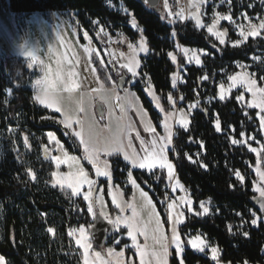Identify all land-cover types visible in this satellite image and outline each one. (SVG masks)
<instances>
[{
	"label": "trees",
	"instance_id": "1",
	"mask_svg": "<svg viewBox=\"0 0 264 264\" xmlns=\"http://www.w3.org/2000/svg\"><path fill=\"white\" fill-rule=\"evenodd\" d=\"M7 1L9 11L15 15L74 13L78 23L79 42L83 43L82 33L87 32L106 64L105 67L101 66L93 55L92 65L96 68L97 77L105 81V76L110 72L116 83L119 76L113 73L112 65L115 62L104 54L109 48L106 38L98 35V26L111 33L121 32L133 42L138 40L139 33L129 26V16L118 10L119 7L125 9L141 28L151 50L142 60L141 77H149L166 110V97L173 93L171 76L176 71V66L167 53L175 52L176 42L182 47L208 53L201 58V67L187 66L184 63L183 83L178 86V93L184 97L185 106L196 100H199V106L190 116L187 131L182 128L174 129L176 135L173 137L174 147L169 152V160L174 165L176 178L190 193L194 211L200 212V203L208 202L211 215L197 218L185 214V221L180 226L181 236L186 240L189 235H202L219 249L220 263L264 264V225L259 224L257 229L249 227L252 213L256 212L249 204V200L256 196L252 192L251 182L254 179L251 168L255 165L256 158L246 146L231 143V139H241V131L245 132V136H256L262 142L258 121L245 116V112H248L249 116L255 117L256 112L242 109L236 101L235 93L229 99L217 100L218 82L235 73L237 63L249 65L250 71L260 83V77H264V62L253 63L252 58L264 56V36L248 39L241 47L232 48L229 43L234 42L236 36L232 26L225 24L227 43L221 45L205 30H198L192 21L181 23L173 20L172 24H168L169 16L166 12L157 15L134 0ZM212 1L222 2L218 11H230L234 20L242 13L249 17L264 16V0H231V4L227 0ZM105 2H110L112 8L108 9ZM168 5L175 8V0H168ZM205 11L210 15L212 7H206ZM205 21H208L207 18ZM179 61L183 62V59L179 57ZM205 75L209 79L203 81L201 77ZM29 81L24 62L15 56L5 42L0 41V133L8 126L19 127L36 139L33 143L36 147H33L34 152L30 156H0V257L4 258L5 264H81L82 254L74 246L69 231L80 226L89 228L91 217L81 197L74 198L69 192L52 186L53 167L43 158L41 148L47 146L48 132L54 133L70 154L80 157V146L64 135L65 129L58 122H53V119H58L56 114L35 104L32 92L27 87ZM132 88L160 133V116L147 98L142 82L137 81ZM9 89L13 91L8 98L6 90ZM210 98L213 102L208 104L206 100ZM215 118L220 121V132L213 126ZM28 165L36 175V182L28 179ZM110 165L113 183L124 189L125 195L129 196L130 190L125 185L129 168L115 157L110 159ZM84 167L92 173L87 164ZM236 171L244 176L243 183L235 178ZM156 175L160 176L159 180L146 171H133L137 183L148 192L165 223V207L161 201L165 199L167 177L160 170H157ZM97 187L104 188L109 210L112 214L116 213L107 198L106 182L99 181ZM240 226L244 230L239 231ZM49 228L52 229L51 232L48 231ZM245 232L248 233L247 236H244ZM125 234L126 231L122 229L108 243ZM119 241L115 247L117 251L128 245L126 239ZM128 253L131 252L128 250L126 254ZM207 256V252L204 255L195 254L186 245L183 262L213 264ZM169 264H179L173 251Z\"/></svg>",
	"mask_w": 264,
	"mask_h": 264
},
{
	"label": "snow or ice",
	"instance_id": "2",
	"mask_svg": "<svg viewBox=\"0 0 264 264\" xmlns=\"http://www.w3.org/2000/svg\"><path fill=\"white\" fill-rule=\"evenodd\" d=\"M206 3L207 0H191L190 8L194 9V11L190 12L189 18L194 20L196 28H206L207 33L215 37L221 45L225 44V37L228 34L227 29L223 31L219 30L221 21H228L229 24L234 25L235 28L239 30L238 35L243 41H247L250 36L259 35L260 32L264 31V18L259 19L258 24L252 23L251 17H248L246 13L243 14V16L244 19L249 21L247 30H245L244 25L236 23L230 12L229 14L214 12L211 17V23L206 24L202 19L204 16L202 8ZM227 3L231 4V0H227ZM176 15L181 20L185 19L183 9ZM132 27L138 28L135 20L132 21ZM100 32H104V29L101 28ZM99 34L100 33H98V35ZM172 35H175V33H172ZM84 38L89 39L87 32L84 33ZM61 43H63V41H61ZM89 43H91L90 39ZM239 43H241L240 40L236 41L234 46ZM212 46L216 47L215 44ZM21 47L29 48L27 44H22ZM127 47L129 49L128 54L120 52L119 58L114 57L115 63H113V61H109V63H113V67L120 74L124 84H132L134 86L135 83H137V78L141 76L139 71L141 60L137 57L140 52L149 54L151 50L143 37L140 38L138 45L128 43ZM175 47L183 54L184 61H179L177 55L173 52L167 53L171 62L176 65L177 69L172 74L173 87L176 86L177 80L183 79L181 71L184 70V62L188 64L195 62L197 65H200L202 63L200 56L208 54L202 50L198 52L197 50L182 47L180 44H176ZM39 51L42 50L30 48L25 53L26 58L31 59L33 62H38L41 70L44 72L43 79L37 82V90L34 99L44 107L54 109L55 112L62 114L63 118L60 119L58 123L63 125L65 129L64 135L67 136L69 140H73L74 143L75 140L79 141V145L83 148L82 158L92 166L96 177H104L107 179L109 182L110 195L112 194V175L106 157L112 156L114 153L118 152H123V159L131 165V168L146 170L148 173L155 175L158 180L160 176L156 175L157 170H166L171 191L176 192L179 190L183 192L184 195L178 197L166 195L165 199L161 201L162 204L166 205L165 211L167 213V222L170 224L171 233L169 238L164 232V223L160 220V214L156 212V206L153 204L151 197L148 192L140 188L136 178L133 176V172L129 170L127 172V182L131 184L134 189L140 190V195L145 201L144 206L150 208L149 222L154 218L155 227L150 229L149 225L142 221L140 213L137 211L134 203L129 202L125 206H122L115 195H112V203L115 205L116 209H119L120 214L113 218L105 210L107 206L103 203L102 198H97L95 201L91 199L93 191L96 190L95 186L97 185V180L90 178L89 172L86 171L85 167L81 164V158L76 155H70L65 149L64 144L57 139L56 135L52 132H48L47 137L49 142H54L56 149L60 152V155H52L50 157L51 160L55 162L57 169V171L51 172L52 186L56 187L59 185L62 189L66 187L71 189L73 195H78L81 194L82 188L86 185L87 190L83 192V199L89 201L87 212L92 215L93 219H96L97 213L94 208L98 204L100 206L99 215L103 217L116 232L119 233L122 228L127 229L126 235L130 238L131 247L134 249L133 257H138L139 264H168V258L171 254L170 247L172 246L175 247L177 256L185 251L186 245L191 246L193 250L199 253H205L208 244L200 234L189 235V238L183 240L180 232V225L184 223L185 209L187 212L193 213V201L188 194V189L176 178L174 165L169 160V152L172 151L174 147L173 137L176 135L172 124L176 116V111H166L161 104V97L156 95L151 83L148 82L145 91L155 102V108L158 109L160 113L164 114L159 125L163 128L164 134L161 135L157 131V127L154 126L150 120H147V112L137 110V115L140 117V123L143 126V132L149 137L146 139L141 135L140 131L126 120V112L135 108V94L129 93L127 88H124L123 91L125 95L121 97L119 92L116 91L115 85H113L112 90L109 92L105 90L103 83H101L98 88L91 89L88 92L80 91L81 83L78 79L79 72L77 71V65L79 64L78 58H69L67 54L61 55L55 58V66L53 67L39 60L37 56ZM85 51L89 52L90 49L86 47ZM52 53L53 48L49 45V59L53 58ZM96 55L99 56V53H96ZM109 55L114 54L109 53ZM73 57H75V53H73ZM121 60H123V62H121ZM100 64L103 66L104 61L101 60ZM27 67L29 69L33 68V63H28ZM91 71L95 73L96 68L93 67ZM107 79L111 80L112 77L109 75ZM201 79L208 80L209 77L205 75L201 77ZM260 80L264 81V77H260ZM97 81H99V77H97ZM227 81V84L223 81L218 84L219 99L225 100L233 89L242 90L236 96V99L244 108L258 109L255 117L249 116L248 112H245V116L250 120H258L259 134H264V83H258L255 74L247 71L228 75ZM9 91L13 90L9 89ZM246 93L251 95V99L247 102H245ZM97 96L104 104L109 105V122L102 127L99 121L95 119V114L92 113L90 115L88 111L94 107L93 101ZM112 97H114L116 101L115 105L111 102ZM179 99L183 100L184 97L180 96ZM167 101L173 106L176 104V100L172 94L167 96ZM86 104L87 108L85 106ZM73 105H75V107H73ZM198 106L199 100H196L195 103L189 104L188 108L191 110ZM114 107L120 109L121 115L119 117H114ZM178 111L180 116L177 123L183 130L187 131L189 123L187 114H185L183 110ZM79 113H84L85 116L82 118ZM100 119H104L103 113H101ZM215 130L217 132L221 131L219 119L216 120ZM233 131H235V129H233ZM133 132H135V140L139 142V151H137L132 142ZM239 135L243 138L245 137V132L241 131ZM125 140H127V147L132 149L131 154L125 150ZM251 141H255L259 147H252ZM24 142L27 145V137L24 138ZM231 143L233 145L245 144L248 146V150L251 153L256 154L255 172L259 180L255 182L253 190L259 193L260 208L258 211L264 212V142L257 140L256 136L249 135L246 139L242 140L231 139ZM45 152H50V149L46 147ZM102 157L105 158L102 159ZM189 159L191 160V157H189ZM193 163H197V161H193ZM61 165H66L69 170L66 172L60 171ZM29 175H32V173L29 172ZM235 175L237 179L243 183L244 176H242L239 171H236ZM34 178L33 176V179ZM99 190L102 191L103 189L101 188ZM125 207L132 209L131 216L123 215ZM199 207L202 209V213L195 212L194 215L207 214L209 212V208L205 203L201 202ZM252 217L251 223L252 225H256L258 219L256 212L252 213ZM88 227L91 228L94 227V225H89ZM48 231L51 232L52 229L49 228ZM75 232V229L69 231V236L75 235ZM138 235L144 237L143 244L138 242ZM244 235L247 236L248 233L245 232ZM149 239H151V243H149ZM75 243L83 250V264H90V256L93 258L91 264H109V261L101 257L100 252L97 251L93 253L91 251L93 244L85 227H79V236L76 238ZM115 243L119 244L120 241L116 240ZM125 247H127V245ZM210 251L211 259L216 261V264H219V249L217 247H211ZM108 254L109 256L115 255L118 258H123L125 255L123 250L116 253L112 248L108 249ZM0 264H5L3 257H0ZM127 264H135V260L130 259ZM180 264H183V261H181Z\"/></svg>",
	"mask_w": 264,
	"mask_h": 264
},
{
	"label": "rangeland",
	"instance_id": "3",
	"mask_svg": "<svg viewBox=\"0 0 264 264\" xmlns=\"http://www.w3.org/2000/svg\"><path fill=\"white\" fill-rule=\"evenodd\" d=\"M190 2H191V0H175L176 7L173 8V7L168 5V0H167V3H166V0H163L164 12H166L167 15L169 16V20H168L167 23L168 24H172V21L175 20V21H179L181 23H185L186 21H192L195 24L194 20H191L189 18L190 12L194 11V9L190 8ZM221 5H223L222 2L214 3L212 0H207V3L202 8V12L204 13V16L202 17V19H203V21L206 24L207 23H211V17L213 15V13L214 12H219L218 9H219V7ZM208 6L212 7V13L210 15H207L206 11H205L206 7H208ZM182 9L184 10V16H185V19H183V20L179 19L177 17V15H176L177 13L181 12ZM118 10L120 12H122L123 14H126V15L129 16V26L133 30H136L139 33V38H138V40L133 42L129 38H127L123 33L118 32V31H114L113 33H111V31L104 30V32H100V29L102 27L98 26V33H100L99 34L100 36H104L106 38V45L109 48V51L107 52L105 50L104 54L106 55V57L108 59L110 58L114 62H115L114 57L115 58H119V53L120 52H124L125 54L129 53V49L127 47L128 43H133L135 45H138L139 41H140V38L141 37L144 38V36L142 34V30H141V28L139 26H138V28H133L132 27V21L134 19L131 16V14L129 12L125 11V9H123L122 7H119ZM229 12L230 11H227V12L222 13V14H229ZM54 13H50V14H46V15L42 14L45 18L46 17L48 18V16H50L49 20L51 21L52 24H51V26L49 28L41 29V27H39L38 25H35V23H39L40 22L38 19H40L42 21L43 17H42L41 14L37 15V13H36V15H34V14L33 15H31V14L30 15H15V14H13V13H11L9 11L8 1L7 0H0V41L5 42L10 47V49L13 51L15 56H17L18 58H20L24 62V65H25L26 71L29 74V80H30L29 83L27 84V87L32 92L33 101L35 102V104L37 106H39L41 108H44V109L48 110L51 113L56 114L58 116V119L57 120L53 119V122L57 123L60 119L63 118L62 114L55 112L54 109H49V108L44 107L43 105L39 104L34 99V97L36 95V90H37V82L41 81L43 79L44 72L41 70V67H40L38 62H33L31 59L26 58L25 53L30 48L41 49L42 51H39L37 53V56H38L39 60H42L44 62V64H50L53 67L55 66V58L59 57L61 55L67 54L69 58H73V59L78 58L79 59V64L77 65V71L79 72L78 79H79V81L81 83L80 91L88 92L91 89L98 88L99 85L101 83H103L104 84V88H105L106 91L110 92L112 90V88H113V85H115L116 91L119 92V95L121 97H123L125 95V93H124V91L120 92L118 90L117 83L114 80V78L112 77V74H110V72H108V74L105 76V81H101L100 79H99V81H97V73L96 72L93 73L91 71V69L93 68L92 57L94 55L97 58V60H99V62H100L101 60H103L102 59V55H100V54H99V56L96 55V53H99V52H98L97 48L94 46V44L92 43L90 38L89 39H90L91 43H89V39H85L84 38V33L85 32L82 33V38L84 40L83 43L79 42L78 23H77L75 14L72 13V12H65V13L54 12ZM57 14H59V15H57ZM243 14L244 13H242L241 16L235 21H236L237 24L244 25L245 30H247L249 21L244 19ZM205 18H207L208 21H205ZM261 18H264V16H262V17H257V16L251 17V22L258 24L259 23V19H261ZM225 24H229V22L228 21H221L220 22V26H219V30L223 31L224 29H226ZM229 25H231V24H229ZM231 26H232L233 31L235 33L236 40L234 42H232V43H229V45L232 48L241 47L244 43H246V41H243L242 38L238 35V31L239 30L236 29L234 25H231ZM197 29L198 30H202V29H199V28H197ZM203 30H205L206 33H207L206 28H204ZM207 34L211 38H213L216 42L219 43V41L216 40L215 37L211 36L209 33H207ZM261 35L264 36V31L260 32L259 35L250 36L248 39H256V38H259ZM227 37H228V34L225 37V44L227 43ZM238 40H240L241 43H239L238 45L234 46L235 42L238 41ZM61 41H63V43H61ZM22 44H27L29 46V48H22L21 47ZM176 44H178V43L176 42L175 46H176ZM49 45H51L52 48H53V53H52L53 58L52 59H49V54H48V46ZM86 47L90 49L89 52L85 51ZM193 50H197L198 52L201 51V50H198V49H193ZM203 52H205V51H203ZM73 53H75V57H73ZM109 53H113L114 55H109ZM174 54L177 55L178 60H179V57H181L183 59V61H184L183 54L181 52H179V50L176 47H175ZM147 55L148 54H145L143 52L139 53L137 58L141 60V67H142V60L145 59L147 57ZM203 56H205V55H201L200 59ZM252 60H253V63L264 62V56L254 57V58H252ZM121 62H123V60H121ZM28 63H33V68L29 69L27 67ZM184 63L187 66H191V65L192 66H196V67H201L202 66V63L200 65H197L195 62H193L191 64H188L186 62H184ZM105 65L106 64H104L103 67H105ZM240 66H244V67H240ZM117 67H118V65H117ZM141 67H140L139 71H141ZM235 67H236V72L235 73L241 72V71H247L249 73H252L250 71V69H249L250 66L247 65V64L237 63V64H235ZM235 73H233V74H235ZM115 74L117 76H120V74L117 72V70H116V73H114V75ZM183 74H184V70L181 71L182 78H183ZM109 75L112 77L111 80L107 79V77ZM137 81L142 82L143 87H144V92H145L147 98L149 99V101L152 103L155 111L159 114L160 120H161L163 118L164 114L160 113L159 110L155 108V102L152 100V97H150L148 95V93L145 91L147 83L150 82L149 77L147 75H144L142 77L140 76V77L137 78ZM203 81H206V80H203ZM221 81L225 82V84L228 83L227 78L225 80H221ZM221 81H219L218 84ZM171 83H172V76H171ZM182 83H183V79L182 80H177L175 87H173V85H172L173 93H170V94H172L174 99L176 100L175 106L170 104L167 101V97H166V101H167V104H168V109L166 111H176V116H175V118L172 121L173 130L176 129V128H181L180 125L177 123V121L179 120V116H180V113H179L178 110H183L185 112V114H187V119L189 121L190 115L197 109V107H196V108H194L192 110H188V108L183 104L184 103L183 100L179 99V97L181 95L178 93V86H180ZM260 83H264V81L260 80ZM107 84H109V85L107 86ZM218 84H217V100H220L219 97H218V92H219ZM132 87H133L132 84H127L126 87H125V88H127L129 93L135 94V98H136L135 108L130 109V110H128L126 112V120L128 122H130L131 125L134 128H136L138 131H140L141 135L147 139L149 137H148V135L146 133L143 132V126L140 123V117L137 115V110H142L143 112H146V110L143 108L139 98L137 97V95H136V93H135V91L133 90ZM240 91H242V90L233 89V91L228 95V97L226 99H229L233 93H235L236 96H237ZM6 95L9 98L10 95H11V91L6 90ZM250 99H251V95L249 93H246L245 94V102H247ZM220 101H223V100H220ZM236 101H237V99H236ZM111 102H112L113 105H115L116 101H115L114 97L111 98ZM206 102L208 104H211V102H213V101L211 99H207ZM93 103H94V107L91 108L90 110H88L89 114L91 115L92 113H94L95 114V119L99 121V124L102 127L103 125H105V124H107L109 122V117H108L109 105L104 104L103 101H101L98 98V96L94 99ZM98 103L102 104L103 108H104V119L103 120H101L96 114V105ZM238 104L244 110H254L255 112L258 111V109H247V108H244V107H242L240 102H238ZM85 106L87 108V104ZM73 107H75V105H73ZM79 115L82 118L85 116L84 113H79ZM120 115H121L120 109L118 107H114V117H119ZM147 120H150L152 122V120L150 119L148 113H147ZM189 123H188V126H189ZM215 123H216V118H215V122L213 124L214 128H215ZM152 124L154 125L153 122H152ZM59 125L62 128H64L63 125H61V124H59ZM159 125H160V121H159ZM258 125H259V122H258ZM258 131H259V128H258ZM160 134L161 135L164 134V130H163L162 127H160ZM259 135L262 138V142H264V134H259ZM25 137L28 138L27 145L24 142V138ZM132 137H133V141H132L133 145L137 149V151H139V142L135 140V132L132 133ZM246 138H247V136H245L243 138L241 137V140L242 139H246ZM35 141H36V139L32 138L31 136H28V134H26L24 131H22L19 127H9L8 126L6 129L2 130L1 133H0V156L4 157V156H6L8 154H12V155H15V156L20 157V158L21 157L30 156V154L32 152H34L33 151L34 150L33 147H36V145L33 144ZM46 141H47V146L41 147V148H43V150L46 147L48 149H50V152H48L49 153L48 161L52 165L53 171H57L56 166H55V162L52 161L50 157L52 155H60V152L56 149V146H55L54 142H49L47 134H46ZM75 141L79 145V141L78 140H75ZM250 143L254 144V145H251L252 147H259V145L255 141H251ZM241 145L246 146L247 149H248L247 145H245V144H241ZM236 146H240V145H236ZM124 147H125V150L128 151L129 154H131L132 149L127 147V140L124 141ZM80 150H81V155H80L81 164L83 166H84V164H87L92 169L91 170L92 173L91 174L89 173L90 174V178L96 179L97 183L99 181H101V180L106 182V184H107V198L110 201L111 206L116 209L115 205L112 203V195L116 196L117 200L122 204V206H125L129 202L134 203L136 208H137V211L140 213L142 221L144 223H147L149 225L150 229L155 227L154 218H153V220L151 222H149V220H150V218H149L150 208L144 206L145 205V201L143 200V198L140 195V190L139 189H134L132 187V185L127 182V173H126L125 185L130 190L129 196L125 195L124 189L120 188L119 186H117V185H115L113 183V178L111 180V191H112V194L110 195L109 194V182L104 177H96L95 176V171L92 168V166L90 164H88V162L86 160H84L82 158L83 157V148L81 146H80ZM40 151L42 152V149H40ZM70 155H73V154H70ZM254 156L256 158V154H254ZM113 157L119 158L129 168L128 171L131 170L133 172L135 170H140V169L131 168V165L128 164V162H126L123 159V152H118V153H114L112 156L106 157L108 159V162H109L110 171H111L110 159L113 158ZM103 158H105V157H102V159ZM255 167H256V162H255V165L251 168V171H252V173L254 175V179L251 180V182H252V192L256 196H259V193L255 192L253 190L255 182H257L259 180V177L256 175V172H255ZM59 170L66 172L69 169L67 168L66 165H61ZM142 171H146V170H142ZM162 171H164L166 173V177H167V171L166 170H162ZM29 172H31L32 175H29ZM148 174H150V173H148ZM111 175H112V172H111ZM27 176H28V179L31 182H36V175L32 172V170L29 167V165L27 167ZM33 176L35 177L34 179H33ZM235 178L237 179L236 175H235ZM56 187L59 188L60 190H65V191L69 192L74 198L81 197L82 199H83V192L87 190V186L85 185L82 188V190H81V194L73 195L72 192H71V189H68L66 187L62 189L59 185H57ZM95 187H97V185ZM101 188L103 189L102 191L99 190ZM96 189H97V193H96L95 196L92 193L91 199L95 201L97 198H102L103 203L107 206L105 210L113 218L116 215L120 214L119 213V209H116V213H114V214H112L110 212L108 204H107V201H106V197H105V194H104V188L103 187H97ZM165 190H166V195L171 196V197H178V196L184 195V193L180 192L179 190H177L176 192H172L171 188L169 186L168 179H167V183H166V186H165ZM188 194L190 195L189 192H188ZM83 201L85 202L86 209H87V205H88L89 201H85L84 199H83ZM203 203H205V205L209 208V212L207 214L194 215V213L196 212V211H194V209H193V213H189L185 209V214H189V215L195 216L197 218H206V217L210 216L211 215V211H210V206H209L208 202H203ZM153 204H154V202H153ZM163 205L166 208V205L165 204H163ZM192 207H193V205H192ZM95 208L97 209L98 212H100V206L98 204L95 206ZM199 209H200V207H199ZM155 210H156V212H158L157 209H155ZM200 212L202 213V209H200ZM165 213H166V211H165ZM131 214H132V209L125 207V212L123 213V215L124 216H131ZM89 215L91 217V224H92V218L93 217H92L91 214H89ZM257 218L258 219H257V224L256 225H252L251 222L249 223V227L251 229H257L259 224H263L264 225V219H259V218H262L259 214H257ZM252 219H253V217H252ZM160 220L162 221L161 217H160ZM184 221H185V216H184ZM85 229H86V232L88 233V231H87L88 228H85ZM122 229L127 232V229H125V228H122ZM75 230H76L75 235L70 236V238L73 240L74 246L77 249L80 250V252L82 254V262H81V264H83V250L81 248H79V246L76 245V243H75L76 238L79 236V228H76ZM242 230H244V227L240 226L239 227V231H242ZM164 232L170 238V235H171V233H170V224L167 222V213H166V221L164 223ZM117 233L118 232H116V234ZM150 235H151V233H150ZM202 238L208 244V248L206 249V252L208 254V256H207L208 259L213 264H216V261H213L211 259V251H210L211 247H214V246L212 244H210L203 236H202ZM121 239H126L128 241L127 247L123 246L121 248V250H123L124 253H125L123 258H118L115 255L109 256V254H108V249L109 248H112L114 250V252H116V253L120 252V251H117L115 249V247L117 245V243H115V240L112 241L111 243H108V242H110V240L107 242V246H106L104 252H100L98 250H95L94 248H92L91 251L93 253L97 252V251L100 252L101 253V257L104 260L109 261V264H118V261H119V264H127V262L130 259H134L135 260V264H139L138 257H133L134 249H132V247H131L130 238L127 237V235L125 234V236L124 235H119L116 240H121ZM138 242L143 244L144 243V237L138 235ZM149 243H151V239H149ZM188 248L191 249L192 252H194L197 255H204V253H199V252L193 250L191 248V246H188ZM128 250L131 253L126 254ZM172 251L175 252V247L174 246L170 247V253ZM262 253L264 255V250H263ZM183 254H184V252L181 253L179 256H177L176 253H175V256H176L179 264H180L181 261H183ZM219 257H220V251H219L218 260H219ZM170 258H171V254H170L169 258H168V264H169ZM92 259H93L92 256H90L89 257L90 264L92 262ZM183 264H184V262H183ZM219 264H223V263L219 262Z\"/></svg>",
	"mask_w": 264,
	"mask_h": 264
},
{
	"label": "water",
	"instance_id": "4",
	"mask_svg": "<svg viewBox=\"0 0 264 264\" xmlns=\"http://www.w3.org/2000/svg\"><path fill=\"white\" fill-rule=\"evenodd\" d=\"M142 3L145 5L150 11L157 15L164 14V8H163V0H134ZM113 72L116 73L115 68L112 65ZM126 84L123 83L121 80V77L117 80V88L121 92L125 88ZM101 113L104 115V108L103 105L98 103L96 105V114L100 118ZM43 158L45 160L49 159V153L45 152V149L42 152ZM97 193V189L93 192V195L95 196ZM94 201V200H93ZM249 204L252 207L253 210H255L262 218H264V212L258 211L260 208V200L259 196H255L249 200ZM94 210L97 213L96 219L92 218V224L94 227L88 228V234L91 237V242L93 244V248L95 250H98L100 252H104L105 248L107 246V242L112 238V236L116 233V231L112 228L111 225L107 223L106 220L103 219L99 215V212L96 208Z\"/></svg>",
	"mask_w": 264,
	"mask_h": 264
},
{
	"label": "crops",
	"instance_id": "5",
	"mask_svg": "<svg viewBox=\"0 0 264 264\" xmlns=\"http://www.w3.org/2000/svg\"><path fill=\"white\" fill-rule=\"evenodd\" d=\"M55 14V13H54ZM31 15H33V14H31ZM34 15H36V13L34 14ZM38 15V14H37ZM42 15V14H41ZM57 15H59V14H57ZM42 21L40 20V19H38L40 22L39 23H35V25H38L39 27H41V29H45V28H49L50 26H51V21L49 20V17L50 16H48V18L46 17H44L43 15H42ZM191 116V115H190ZM190 120V119H189ZM215 247V246H214Z\"/></svg>",
	"mask_w": 264,
	"mask_h": 264
},
{
	"label": "built area",
	"instance_id": "6",
	"mask_svg": "<svg viewBox=\"0 0 264 264\" xmlns=\"http://www.w3.org/2000/svg\"><path fill=\"white\" fill-rule=\"evenodd\" d=\"M104 5L108 8L111 9L112 8V4L110 2H105ZM189 105H187L186 107L188 108ZM189 110V108H188ZM192 110V109H191Z\"/></svg>",
	"mask_w": 264,
	"mask_h": 264
},
{
	"label": "flooded vegetation",
	"instance_id": "7",
	"mask_svg": "<svg viewBox=\"0 0 264 264\" xmlns=\"http://www.w3.org/2000/svg\"><path fill=\"white\" fill-rule=\"evenodd\" d=\"M120 77V76H119Z\"/></svg>",
	"mask_w": 264,
	"mask_h": 264
}]
</instances>
